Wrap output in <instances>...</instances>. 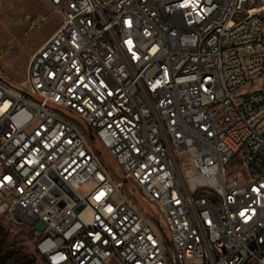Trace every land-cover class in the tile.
Masks as SVG:
<instances>
[{"label":"built area","instance_id":"2783aa9c","mask_svg":"<svg viewBox=\"0 0 264 264\" xmlns=\"http://www.w3.org/2000/svg\"><path fill=\"white\" fill-rule=\"evenodd\" d=\"M48 1L0 68V201L42 264H264V0Z\"/></svg>","mask_w":264,"mask_h":264},{"label":"rangeland","instance_id":"374dc122","mask_svg":"<svg viewBox=\"0 0 264 264\" xmlns=\"http://www.w3.org/2000/svg\"><path fill=\"white\" fill-rule=\"evenodd\" d=\"M60 21L48 0H0V68L12 83L23 82L30 56L54 33ZM76 122L82 125L81 121ZM93 149L112 176L119 178V169L109 153L94 146ZM238 161L239 156H234L228 169ZM132 197L141 209L146 207L137 192ZM9 208V200L0 201V254L9 258L5 264L13 259L18 264H42L36 254L37 235L30 225L15 221Z\"/></svg>","mask_w":264,"mask_h":264},{"label":"trees","instance_id":"16d2710c","mask_svg":"<svg viewBox=\"0 0 264 264\" xmlns=\"http://www.w3.org/2000/svg\"><path fill=\"white\" fill-rule=\"evenodd\" d=\"M87 135L90 139V142L91 144L97 149V150H105L101 145L100 143L98 142V140L96 139V137L91 133V132H87ZM1 249V247H0ZM8 256L7 255H1L0 254V264H5L6 263V260H8ZM17 259H13L12 262H7V264H18L17 262Z\"/></svg>","mask_w":264,"mask_h":264},{"label":"water","instance_id":"95a60500","mask_svg":"<svg viewBox=\"0 0 264 264\" xmlns=\"http://www.w3.org/2000/svg\"><path fill=\"white\" fill-rule=\"evenodd\" d=\"M83 207V205H79L75 208V211H79L81 208ZM31 226L37 230V231H43L44 230V224L40 221H36L33 224H31Z\"/></svg>","mask_w":264,"mask_h":264},{"label":"bare ground","instance_id":"6f19581e","mask_svg":"<svg viewBox=\"0 0 264 264\" xmlns=\"http://www.w3.org/2000/svg\"><path fill=\"white\" fill-rule=\"evenodd\" d=\"M262 10L264 9V7L261 8Z\"/></svg>","mask_w":264,"mask_h":264}]
</instances>
